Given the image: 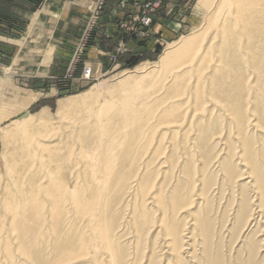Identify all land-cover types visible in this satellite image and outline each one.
<instances>
[{"label": "rangeland", "instance_id": "374dc122", "mask_svg": "<svg viewBox=\"0 0 264 264\" xmlns=\"http://www.w3.org/2000/svg\"><path fill=\"white\" fill-rule=\"evenodd\" d=\"M226 1L0 0V109L13 113V121L28 117L31 126L47 120L55 125L49 132L60 133L59 161L42 173L55 199L45 198L41 264H53L62 250L71 264H111V254L114 264H264V213L256 206H264V129L258 127L264 128V0H235L246 6L239 15L228 12ZM214 15L225 33L211 50L220 67L207 73L220 79L222 92L210 98L202 86L191 87L192 100L198 92L200 103L211 102L172 129L164 124L167 114L149 118L150 110L180 104L162 90L173 84L171 76L159 82L152 74L145 81L149 100L126 128L129 137L101 192L80 151L98 145L101 124L110 140L123 134L121 105L110 99L122 93L102 87L159 62ZM250 91L258 122L245 125L254 115L244 103ZM141 125L139 137L134 131ZM3 149L0 140V155ZM251 171L260 177L259 195L248 184ZM92 228L107 242L98 259L85 254Z\"/></svg>", "mask_w": 264, "mask_h": 264}, {"label": "bare ground", "instance_id": "6f19581e", "mask_svg": "<svg viewBox=\"0 0 264 264\" xmlns=\"http://www.w3.org/2000/svg\"><path fill=\"white\" fill-rule=\"evenodd\" d=\"M226 8L228 12L235 10L238 15L246 10V6L235 0H227ZM216 12H218V8ZM222 12H224V9L220 10L218 14ZM217 17V15H214L200 32L181 38L175 46H172L163 54L159 62L147 67L142 72L125 74L120 77L121 79L111 83V85L105 88L102 87L103 90L109 88L112 91H120L122 93L118 98L110 97V99L114 105H121V109L118 112L120 118L119 132L123 134L110 140L106 134L102 135L103 124H101L102 133L99 137L98 145L95 148H89L83 153L80 151L81 163L85 166V173L91 176L94 183L99 184L101 192L104 191L105 185L109 182L111 173L116 169L117 150L123 145L124 141L125 145L129 137L125 133L126 128L129 127L130 121L133 120L132 117L149 100L147 95L148 84L145 81L152 74L158 73L157 80L159 82L166 75L171 76L170 80L173 81V84L164 86L162 90L166 91L170 100L179 101L180 104L159 109L160 111L156 113L154 110H150L149 118L154 120L158 119L159 114H167L168 118L164 124L172 129H180L192 114L194 118L205 112V106L211 102L210 99V102L200 103L198 92H194L195 97L192 100L189 95L187 96V92H190L191 87L198 90L202 86L204 89L203 93L209 95L210 98H215L213 96L215 90L222 92L220 79H215L207 73L211 65L214 68L212 71H216L221 64L217 61L214 63L213 52H211L213 49L212 44L217 36L225 33V27ZM235 26L237 30L241 28L239 16ZM135 73L140 75L138 83L131 82ZM251 93L250 91L244 96V103L246 110L254 115L247 119L248 121L245 122V125L247 122L250 123L251 118L253 119L257 114L255 110L257 103L251 108L252 104H254V97ZM236 99L240 100V97L236 96ZM0 112L3 113H0V122L2 121L3 123V125L2 123L0 124V140L4 147L0 155V173L5 174L4 176L0 174V179H2L0 182V264H41L37 258V252L45 243L49 225L46 213L49 211H46L48 203L45 198L51 196L53 201L55 199L49 184L46 182L42 183L44 179L42 173L50 167L51 163L59 161L61 149L59 144L54 142L60 136L59 129L54 127L56 131L50 133L49 130L53 128L54 124L47 120L38 118L36 123L31 126L28 123L30 119L26 116L22 118L25 123H21L20 121L11 120L13 113H8L7 111L4 114L5 111L3 109H0ZM138 118L136 119L140 122L145 116L142 115ZM255 119L258 122L257 117ZM144 126L141 125L135 131L133 130L134 133L140 134ZM253 126L256 127L257 124L255 123ZM258 127L261 130L264 129L261 126ZM66 136H68L67 133ZM170 139L172 142L174 141V137H170ZM132 142L133 140L130 139L127 148L133 147ZM19 155L22 156L21 159L18 158ZM22 158L27 160L23 162ZM21 163L23 164L22 167H20ZM34 171L36 174L33 173ZM37 178H40L39 181L41 182H37ZM250 178H252V181L248 183L250 188L256 195H259L262 191L259 185L260 177L251 171ZM50 205L52 208L53 205ZM189 206H192V203ZM256 206H259V212L264 213V206L260 204H256ZM87 217L91 222V226H93V223H95L94 215L87 213L85 218ZM91 232V248L85 254H90L96 259L99 257V253L107 248V242L102 239V234L97 229L92 228ZM62 252L61 255L54 259L55 262L53 261V264L73 263L74 258L70 257L72 255ZM108 252H112L111 249ZM90 255L88 258H90ZM111 255L110 261L111 264H114L113 254Z\"/></svg>", "mask_w": 264, "mask_h": 264}, {"label": "built area", "instance_id": "2783aa9c", "mask_svg": "<svg viewBox=\"0 0 264 264\" xmlns=\"http://www.w3.org/2000/svg\"><path fill=\"white\" fill-rule=\"evenodd\" d=\"M88 74H90V71H88Z\"/></svg>", "mask_w": 264, "mask_h": 264}]
</instances>
